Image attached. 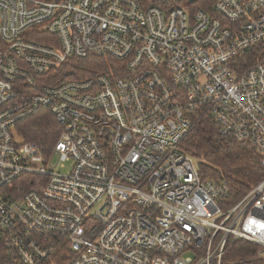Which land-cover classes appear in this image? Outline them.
Instances as JSON below:
<instances>
[{
    "label": "built area",
    "instance_id": "2783aa9c",
    "mask_svg": "<svg viewBox=\"0 0 264 264\" xmlns=\"http://www.w3.org/2000/svg\"><path fill=\"white\" fill-rule=\"evenodd\" d=\"M258 44L264 0H0L6 263L221 264L243 239L254 255L230 263L264 264V179L229 205L181 150L207 116L264 166V58H239ZM91 54L110 73L54 83ZM41 109L49 151L16 128Z\"/></svg>",
    "mask_w": 264,
    "mask_h": 264
},
{
    "label": "trees",
    "instance_id": "16d2710c",
    "mask_svg": "<svg viewBox=\"0 0 264 264\" xmlns=\"http://www.w3.org/2000/svg\"><path fill=\"white\" fill-rule=\"evenodd\" d=\"M239 58L244 62V67L264 58L263 44L249 47ZM114 64L108 57L93 54L83 59L71 57L52 70L51 74L54 83H57L98 73L108 74ZM16 128L23 140L40 144L44 151L52 148L60 132V126L47 109H41L19 121ZM181 150L195 160L198 171L204 178L227 182L229 205L236 203L251 187L264 179V166L260 164L259 154L255 149L246 141L220 134L218 125L207 116L198 119L183 139ZM255 251L253 243L238 239L222 264H233L227 258L237 261L254 255ZM0 264H7L1 247Z\"/></svg>",
    "mask_w": 264,
    "mask_h": 264
},
{
    "label": "rangeland",
    "instance_id": "374dc122",
    "mask_svg": "<svg viewBox=\"0 0 264 264\" xmlns=\"http://www.w3.org/2000/svg\"><path fill=\"white\" fill-rule=\"evenodd\" d=\"M18 138V137H17ZM67 164V166H66V168H65V170L68 168V166H69V163H66ZM229 253V250L223 255V257H222V259H221V264L222 263H224V261H226V259H225V256H227V254ZM228 260L227 261H229V263L230 262H232V261H230L229 260V258H227ZM226 263V262H225ZM234 264V263H233Z\"/></svg>",
    "mask_w": 264,
    "mask_h": 264
},
{
    "label": "water",
    "instance_id": "95a60500",
    "mask_svg": "<svg viewBox=\"0 0 264 264\" xmlns=\"http://www.w3.org/2000/svg\"><path fill=\"white\" fill-rule=\"evenodd\" d=\"M191 1V0H190Z\"/></svg>",
    "mask_w": 264,
    "mask_h": 264
}]
</instances>
